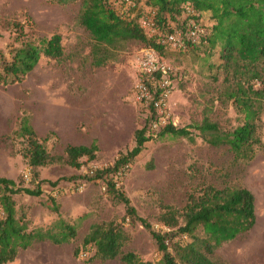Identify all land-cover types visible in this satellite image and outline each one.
<instances>
[{"label": "rangeland", "instance_id": "1", "mask_svg": "<svg viewBox=\"0 0 264 264\" xmlns=\"http://www.w3.org/2000/svg\"><path fill=\"white\" fill-rule=\"evenodd\" d=\"M107 1L117 7L114 1ZM80 7L81 0L67 4L56 0H0V68L1 59H10V44H20L16 40L15 21L23 25L27 39L38 42L42 37L59 33L63 46L60 58L41 56L21 82L10 85L0 82V135H11L0 143V176L17 183L22 179L23 186L32 187L35 181L19 152L24 142L20 136L12 135L22 115L29 117L38 138L46 137L47 150L63 157L67 144L91 143L98 137L103 145L115 139L124 151L132 147L133 132L147 116L146 108L133 95L144 44L127 40L117 49L110 47V57L104 64L93 65L94 40L77 20ZM149 9L144 0H139L133 16L138 18ZM201 20L208 29L214 22L210 12L202 13ZM186 48L180 51L167 45L159 52L172 69L169 121L175 127L187 128L193 139L155 134L135 157L123 180V189L137 214L157 228L156 225H161L159 215L168 210L177 211L181 221L189 195L198 194L207 185L249 188L255 195L257 225L241 233L238 239L250 236L253 241V237L254 240L263 237L255 246L262 261L254 264H264V111L258 126L262 144L252 160H235L227 145L215 147L205 142L195 128L203 118L217 122L223 131H232L240 124L241 115L224 96L225 73L217 68L222 62L219 46L210 50L203 41ZM73 119L76 121L73 137L63 136L62 132L69 127L73 129ZM112 154L97 152L92 161L79 169L63 163L39 168L41 179H45L41 183L43 192L40 196L13 195L17 215L24 213L30 229L47 228L61 217L76 225L77 234L62 244L35 242L6 264H124L119 258L86 261L94 248L77 257L73 255L91 224L120 222L124 213L123 204L111 200L99 182L84 179L81 187H73L72 177L86 173L89 168L110 164ZM150 161L152 167H148ZM56 179L60 180L55 187L47 182ZM52 196L59 204L58 214L50 210ZM122 228L129 236L122 252L132 250L147 264H161V253L148 229L139 223L134 227L124 223ZM225 251L226 244H222L216 252L222 257Z\"/></svg>", "mask_w": 264, "mask_h": 264}, {"label": "trees", "instance_id": "2", "mask_svg": "<svg viewBox=\"0 0 264 264\" xmlns=\"http://www.w3.org/2000/svg\"><path fill=\"white\" fill-rule=\"evenodd\" d=\"M67 4L75 0H56ZM139 0H134L135 6ZM144 4L154 12L157 32L148 36L139 26L137 16H131L136 7L127 14L119 13L107 0H81L78 22L92 36V64L100 66L110 57V47L116 49L127 40H136L144 47H154L162 51L166 45L161 36L174 27L183 26L186 18L183 5H191L201 15L210 12L213 24L207 34L198 42H206L211 50L219 46L222 62L217 65L225 73L226 88L224 96L230 100L235 112L241 115V122L232 131H223L219 124L207 117L195 125L200 136L211 146L227 145L233 158L248 162L252 160L262 141L258 134L261 114L264 111V0H144ZM185 18V19H184ZM20 44H10V59H1L0 82L10 85L21 82L38 63L41 56L60 58L63 54L61 35L53 33L42 37L38 42L26 38L23 25L13 23ZM171 24L174 26L172 27ZM198 43L188 45L195 47ZM186 48V49H187ZM184 51L185 49H178ZM260 81V84H258ZM143 125L133 132L132 147L119 149L110 164L89 168L86 173L74 178V189L84 184V179L99 182L111 200L122 203L124 213L120 222L102 221L89 226L83 236L81 247L73 250L74 256L94 248L92 256L100 260L119 258L124 264H147L132 251L122 252L128 234L122 228L124 223L134 227L137 223L148 229L161 253V264H229L217 255V249L233 240L241 233L249 231L256 222L255 195L245 186L217 188L213 185L203 187L198 194H190L182 209L180 221L177 211L168 210L159 215L160 226L154 228L147 220L137 214L130 198L123 189V180L145 142L157 133L171 134L192 140V133L185 127H175L171 122L157 131L149 128L153 110L149 108ZM12 135L20 136L24 142L19 150L26 159L35 184L23 186L8 177L0 176V264L12 262L21 250L35 242L48 240L54 244L69 242L77 234L76 225L58 217L47 228L30 229L24 213L17 215L15 194L40 196L43 192L39 168L54 163H63L79 169L84 163L92 161L98 150L97 141L89 145L67 144L65 157L50 153L44 140L37 137L27 115H22L19 127ZM11 135H0V143ZM152 167V163H148ZM60 179L47 180L55 187ZM50 210L59 213V204L50 197Z\"/></svg>", "mask_w": 264, "mask_h": 264}, {"label": "built area", "instance_id": "3", "mask_svg": "<svg viewBox=\"0 0 264 264\" xmlns=\"http://www.w3.org/2000/svg\"><path fill=\"white\" fill-rule=\"evenodd\" d=\"M117 6L123 3L119 8V13L126 11L135 6L134 0H111ZM183 15L186 20L182 27H174L171 31L165 32L161 36V43L171 45L176 49H185L189 44L198 43L206 34L205 25L200 22L199 13L189 5H183ZM134 12H131L133 16ZM154 12L151 8L148 12L138 16L137 22L139 26L147 33L148 36L154 35L157 32L155 26ZM184 18V19H185ZM173 90L172 69L162 59L160 52L151 46L144 47L138 62V75L134 89V99L138 103L144 105L147 114L149 108L153 110V117L149 122V128L152 131H157L161 126L166 125L169 121V101ZM2 212L0 213V215ZM168 230V227L156 225Z\"/></svg>", "mask_w": 264, "mask_h": 264}, {"label": "crops", "instance_id": "4", "mask_svg": "<svg viewBox=\"0 0 264 264\" xmlns=\"http://www.w3.org/2000/svg\"><path fill=\"white\" fill-rule=\"evenodd\" d=\"M76 121L73 119L71 122V127H73V129H68V131H65V133L62 132V135L68 138H72L76 129H75V123ZM115 126L113 125L112 130H114ZM97 138V136H96ZM97 141V146H98V150L97 152H112V159L114 158V156L116 155V151H118L120 149V145L116 144L115 139L108 143L107 145H103L102 143H100L99 137ZM70 143V142H67ZM73 145H78L76 143H70ZM82 144L84 145H89V143H85L83 142ZM255 225H257V217H256V222L254 224V226L252 228H255ZM251 228V229H252ZM239 236H241L240 234L238 236H236L232 241L226 242L224 244H226V251L225 254L222 256L224 258L225 261H227L229 264H254L256 261L261 260V256L258 257V255L255 252V246H257V243L263 238V237H257V239L254 240L253 237V241L250 240V236L246 239H238ZM253 236V235H251ZM241 238V237H240ZM263 240V239H262ZM262 261V260H261Z\"/></svg>", "mask_w": 264, "mask_h": 264}]
</instances>
